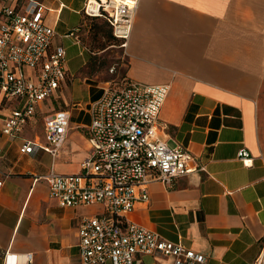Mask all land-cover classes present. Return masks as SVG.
Instances as JSON below:
<instances>
[{"label": "crops", "instance_id": "crops-1", "mask_svg": "<svg viewBox=\"0 0 264 264\" xmlns=\"http://www.w3.org/2000/svg\"><path fill=\"white\" fill-rule=\"evenodd\" d=\"M37 1L54 29L50 50L66 51L64 78L12 139H0V264L7 254L23 264L27 253L33 264H80L78 223L99 206H60L48 197L42 175L50 166L60 174L79 172L90 154L88 105L108 83L124 79L169 84L157 120L160 137L203 164L199 174L149 183L148 200L137 202L129 217L203 256L195 264H264V0H139L124 47L102 17L84 12L85 0ZM102 27L118 43L99 47ZM70 46L81 57L75 70L67 62ZM119 51L117 62L101 68L104 57ZM16 105L0 94V127L3 107ZM61 109L69 110L70 123L52 159L40 147L43 119ZM74 109L84 120L72 118ZM24 140L33 152H19Z\"/></svg>", "mask_w": 264, "mask_h": 264}, {"label": "built area", "instance_id": "built-area-1", "mask_svg": "<svg viewBox=\"0 0 264 264\" xmlns=\"http://www.w3.org/2000/svg\"><path fill=\"white\" fill-rule=\"evenodd\" d=\"M138 3L85 0L83 10L102 17L124 47ZM53 36L54 29L45 22L43 5L37 0L23 6L0 0V94L3 100L17 101L15 107H3L7 111L0 139H12L64 78L66 51L63 47L50 50ZM168 91V83L126 79L108 83L88 105L90 154L80 162L79 172L60 174L50 166L42 175L48 184V197L60 206H99V211L81 217L78 223L80 264H138L143 255L172 257L171 264L203 261V256L181 242L166 240L129 217L137 202L148 200L149 183H171L203 169L187 148L170 146L160 137L157 120ZM69 119L67 109L43 119L44 143L40 147L52 159L66 138ZM1 150L0 146V154ZM18 150L31 153L34 146L24 140ZM240 155L246 156V151L241 150ZM17 261L16 255H6L5 264ZM22 263L33 264L32 253L24 254Z\"/></svg>", "mask_w": 264, "mask_h": 264}, {"label": "rangeland", "instance_id": "rangeland-1", "mask_svg": "<svg viewBox=\"0 0 264 264\" xmlns=\"http://www.w3.org/2000/svg\"><path fill=\"white\" fill-rule=\"evenodd\" d=\"M109 29L108 28H104L102 27L101 31H100V34H101V38H100V43L98 44L99 47H104L106 44H108L109 42H116L118 43V41H116L115 39H113L111 33H109L108 31ZM64 45L66 46L67 43H64ZM67 62L69 63V65L71 66L72 69H76L79 62H80V59L81 57L77 54V48L76 47H73V46H70L67 48ZM119 55H123V52L119 51L118 52H111L110 53V56L108 57H104L102 59L103 63H102V66L101 68H104L108 65V61H112V62H117L118 58H119ZM116 69H118V65H115ZM122 68V67H121ZM59 104V103H58ZM55 107H57V105L54 103L53 104ZM72 118L73 119H78V120H84V115L83 113H80L77 109H74L72 110Z\"/></svg>", "mask_w": 264, "mask_h": 264}]
</instances>
